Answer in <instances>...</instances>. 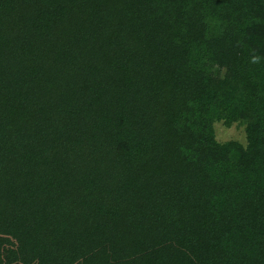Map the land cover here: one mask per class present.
Wrapping results in <instances>:
<instances>
[{
	"label": "trees",
	"instance_id": "obj_1",
	"mask_svg": "<svg viewBox=\"0 0 264 264\" xmlns=\"http://www.w3.org/2000/svg\"><path fill=\"white\" fill-rule=\"evenodd\" d=\"M0 264H264V0H0Z\"/></svg>",
	"mask_w": 264,
	"mask_h": 264
},
{
	"label": "rangeland",
	"instance_id": "obj_2",
	"mask_svg": "<svg viewBox=\"0 0 264 264\" xmlns=\"http://www.w3.org/2000/svg\"><path fill=\"white\" fill-rule=\"evenodd\" d=\"M224 71H221V75ZM245 125L240 123H234L231 126H225L223 123H217L215 125L216 137L219 142H227L231 140L238 141L242 144H246Z\"/></svg>",
	"mask_w": 264,
	"mask_h": 264
}]
</instances>
